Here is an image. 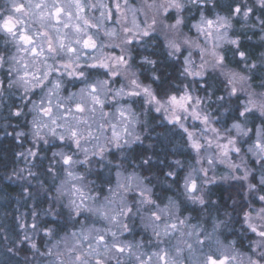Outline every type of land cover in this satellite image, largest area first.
Returning <instances> with one entry per match:
<instances>
[{
    "label": "snow or ice",
    "instance_id": "snow-or-ice-1",
    "mask_svg": "<svg viewBox=\"0 0 264 264\" xmlns=\"http://www.w3.org/2000/svg\"><path fill=\"white\" fill-rule=\"evenodd\" d=\"M244 30L264 49V0H0V106L25 120L18 156L48 202L17 217L7 251L27 244L23 264H264V51L245 50ZM161 37L183 79L139 51ZM152 112L192 161L148 176L153 146L132 151ZM217 165L236 182L231 211L212 199ZM137 222L154 251L127 238ZM235 224L239 239H221Z\"/></svg>",
    "mask_w": 264,
    "mask_h": 264
},
{
    "label": "trees",
    "instance_id": "trees-1",
    "mask_svg": "<svg viewBox=\"0 0 264 264\" xmlns=\"http://www.w3.org/2000/svg\"><path fill=\"white\" fill-rule=\"evenodd\" d=\"M243 43L245 45V50L253 55H258L262 51V48H260L259 42L257 41L256 35H253L249 40L244 39ZM148 47L150 50L141 48L139 49V51L152 54L154 59H158V61L160 62L161 70L164 71L166 75L170 74L174 78L183 79V77H179L180 64L178 62L170 61L166 57L161 40L158 39L157 41H152V43L149 44ZM229 59H231L230 55ZM259 81L260 75L257 74L255 83L259 84ZM198 94L203 95V92H200ZM1 114L8 116L4 118L2 117V119H0V122H3L5 121V119H7L10 120L13 124L18 125L19 127H25L22 124V119L18 120L17 118L11 117L9 115V110L7 112L4 109L2 110ZM144 119L150 121L148 127L149 129H151V131L147 133V139L144 140V144L134 145V150L132 151V156L137 157L146 146H153L152 151L155 152V155L153 156L154 167L152 168L151 172L145 171L143 173L144 175L151 176L154 173H158L160 169L166 170V163L171 162L175 159H180L186 164L192 161V157L189 152L186 149H182L180 147L182 141H180L178 138L174 139L173 135L166 131V129L171 128V125L159 122V117L154 113H150ZM5 128L10 131H14L9 125H5ZM19 148L20 144L17 143L13 138L8 137V135L0 139V264H22L21 259H18L17 257V259H14V254L7 251V248L15 239V216L20 215L22 211H27L29 214L34 207H38L39 209L41 207V209H45L44 205L46 204L45 198H32V201H30V198L26 195V193L25 196H27L28 198H25L22 194L21 189L17 186L10 185V182L7 179L10 171L12 169H16L18 166L19 161L18 158H16V155L19 152ZM40 155L41 157H44L45 152L42 151ZM47 155L50 157L51 153L48 152ZM134 162L139 163V160L137 159ZM35 163H37L38 167L36 169L39 171H42L43 168L47 167V160L44 161V165L42 167L39 166L38 161H36ZM219 175L221 176V174ZM41 178L47 179L46 177ZM235 185L236 183H230L227 186L222 184L213 186L211 188L213 192L212 199L217 200L222 205L227 204L229 207V211H231L232 200L229 199V196L236 197L238 189ZM156 191L158 194H161L160 188H157ZM167 194L172 195L171 192H168ZM32 202L33 204H31ZM185 215H190L193 218L192 223H200L205 227L210 226V224H204L203 222L199 221L200 219L198 218L196 211L185 212ZM216 215L217 213L214 211L213 217ZM42 219L51 220L52 218L42 217ZM234 227L239 229L238 224H235ZM4 237H7V239H4ZM225 237H227L229 240L239 239L238 232L233 233L232 231L224 234L221 239H224ZM22 248L23 251L19 253L23 256L27 255L29 253L27 247L24 246ZM241 250H244V248H241Z\"/></svg>",
    "mask_w": 264,
    "mask_h": 264
},
{
    "label": "rangeland",
    "instance_id": "rangeland-1",
    "mask_svg": "<svg viewBox=\"0 0 264 264\" xmlns=\"http://www.w3.org/2000/svg\"><path fill=\"white\" fill-rule=\"evenodd\" d=\"M135 1H137L136 3H138V0H135ZM96 14L98 15V13H96ZM253 19H255V17ZM244 31L246 32V36L245 37H242V40H244V39L249 40V39L252 38L253 35H256L257 41L259 42V35L258 34H253V31H251V30H244ZM255 31H256V33H258L259 32V28L257 27V29ZM192 34L195 35L194 32ZM159 40H161L162 43H163V38L162 37L159 38ZM151 43L152 42H150L149 44H151ZM145 49L150 50L148 46ZM262 51H264V49H262ZM195 58L196 57L194 56V59ZM0 78H2V77H0ZM189 79H191V78H189ZM72 90H75V89H72ZM11 103H12L11 100H7L6 99L5 100V104L7 106H0V119H2V117L4 118V117H7L8 116V115L1 114V112L4 109L8 112V106L10 107ZM17 103H19L18 100H17ZM135 107L138 109L139 108V105H136ZM13 110H15V109H13ZM152 113H154L155 115H157L159 117V122L162 123V116L160 114L155 113V112H152ZM146 116H144L143 119ZM30 119H31V117H28V120H30ZM25 123H26L25 120L22 119L23 126H25ZM164 123H166V122H163V124ZM0 125H1L0 126V139H2L4 136L8 135V137H11L14 140H16V142L20 144V148H19V152L18 153H20V152H26L28 150V148L32 147L30 133L27 136V138H23L22 140H17L16 137H15V132L16 131H24V132L28 133L29 132V129L26 126L25 127H19L18 125L13 124L10 120H7V119H5V121H3V122H0ZM5 125H9L11 127V129H13L14 131H10V130L6 129L5 128ZM16 158H18V161H19L18 162V166H17L16 169H12L10 171V173L8 174V176H7V179L9 180L10 185L17 186L18 188H20L21 191H22V194L24 195L25 198H28L29 197L27 195L26 191H25L26 188L29 189L31 191V193L33 192L32 196L29 197L30 198V201H32L31 200L32 198H34V199H36L38 197L39 198H44L42 194L37 195V193L39 192V184L37 183V181L34 180V179H32L31 177H28V171H27V169H28V167L31 166V163L30 162H26L24 160V158L19 157L18 154L16 155ZM21 170H23V171H21ZM36 170H37L36 168L33 169V171H36ZM129 170H131V169H129ZM17 173L19 174V176L17 175ZM225 173H226L225 166L224 165H217V180H216V183L210 185L209 187L212 188L213 186L218 185V184H222V185L227 186L230 183H236L235 181H224V180H220L219 179V176H220L219 174L223 175ZM180 174L183 175V172L180 173ZM19 177H26L27 179H21ZM27 180H31V184H28L27 183ZM25 193H26V195L28 197L25 196ZM31 204H33V202ZM44 206H45V209L48 208V202L47 201H46V204ZM35 208H36L37 211L41 210V207H40V209L38 207H34L33 209H35ZM33 209L30 211V213L33 211ZM30 213L28 214L27 211H22L20 215H16L15 216V224H14L15 236L13 235L15 237V239L20 234L19 229L17 227V223H18L17 217L23 216L27 220V222L30 224L31 223ZM213 213H214V211L211 213V216H213ZM220 215L222 216L223 214L221 213ZM197 216H198V212H197ZM199 219H200L199 221H201L203 223L205 222V220H208L209 221V224H210V217H209V215L207 213H204L202 215V217H199ZM66 227L71 230V225H67ZM207 227H209V230H210V226H207ZM235 229H237V232H238L239 229L238 228H235ZM230 231L231 230L225 231L223 233V235L229 233ZM60 235H63V232H61ZM126 236H127V238L129 240H132L134 238L136 241H143L145 243V249H144L145 251L151 252V251H154L155 250V248L152 245H149L147 243V241L151 238V232L150 231H148V232L143 231V229L139 225V222H137V224L135 225V232L133 234H126ZM238 236H239V232H238ZM36 239H37V243L42 246L43 242L40 240V238L37 237ZM243 243H244V246L246 247L247 246V241H243ZM24 246H26L27 249H28L27 244L22 245V247H24ZM241 251H243V250H241ZM27 255L29 256V258H31V253L30 252ZM16 257L18 259H21L22 260V264H23V261H24L25 256H23L20 253H18V254H14V257L13 258L14 259H17Z\"/></svg>",
    "mask_w": 264,
    "mask_h": 264
},
{
    "label": "flooded vegetation",
    "instance_id": "flooded-vegetation-1",
    "mask_svg": "<svg viewBox=\"0 0 264 264\" xmlns=\"http://www.w3.org/2000/svg\"><path fill=\"white\" fill-rule=\"evenodd\" d=\"M106 2H109V0H106ZM134 2H137V1L134 0Z\"/></svg>",
    "mask_w": 264,
    "mask_h": 264
}]
</instances>
